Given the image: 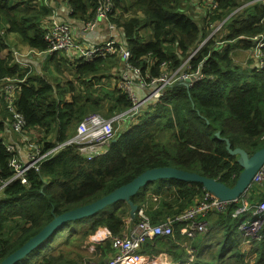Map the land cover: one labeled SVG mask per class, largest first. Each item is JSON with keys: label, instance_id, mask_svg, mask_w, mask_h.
<instances>
[{"label": "trees", "instance_id": "16d2710c", "mask_svg": "<svg viewBox=\"0 0 264 264\" xmlns=\"http://www.w3.org/2000/svg\"><path fill=\"white\" fill-rule=\"evenodd\" d=\"M101 1L62 0L71 10L68 19L81 24L93 18ZM111 1L109 21L122 30V44L129 51L127 63L142 77L146 73L158 77L164 62L174 71L195 52L187 71L197 69L202 78L189 87L176 82L166 88L159 102L127 115L126 129L115 132L101 155L87 160L75 146H64L38 172L27 174L28 186L6 185L0 195V262L55 217L97 201L148 169L176 168L232 187L241 168L224 141L249 156L264 146V68L252 69L233 61L236 49L246 51L254 45L250 38L264 35V0H218L217 8L197 17L188 9L182 11L184 0ZM116 11L118 18H112ZM123 14L131 16L123 18ZM52 15L53 9L42 0H0V185L11 177L8 162L17 156L15 149L7 151L8 142L3 139L4 123L10 117L1 93L6 78L23 80L15 109L25 119L26 132L38 133L36 140L44 150L71 138L86 115L97 113L111 119L132 106L116 82L103 81L111 76L121 78L115 62H122L120 56L83 62L54 52L44 57L42 74L13 61L9 36L30 50L45 52L43 27ZM219 23L224 28L221 39L216 41L212 35L201 44ZM220 41L225 46L217 44ZM6 50L7 55L1 57ZM112 67L116 75H110ZM52 70L58 74L72 70L74 81L62 84L51 75ZM203 194L199 184L163 179L139 189L130 201L157 224L179 214ZM244 196L252 206L250 212L232 216L238 202L222 213L209 214L207 232L186 240L187 248L178 244L183 238L176 224L172 237L144 241L141 253L155 258L165 255L168 264H264V211L252 213L264 202V184L250 186ZM129 219V225L135 224L136 213L131 219L128 204L117 201L79 220H87V226L73 221L58 227L15 264H81L82 247L89 244V237L98 229L110 237L121 236ZM254 219L261 221L256 237L239 231L241 224ZM63 231L66 235L58 241ZM245 244L249 250H244ZM99 253L102 258L113 253L109 238L95 245V254Z\"/></svg>", "mask_w": 264, "mask_h": 264}, {"label": "built area", "instance_id": "2783aa9c", "mask_svg": "<svg viewBox=\"0 0 264 264\" xmlns=\"http://www.w3.org/2000/svg\"><path fill=\"white\" fill-rule=\"evenodd\" d=\"M204 1L210 4V10L215 9L218 6V0ZM112 8L113 3L111 0L101 1L100 5L95 10L93 18L83 24V34L85 38H91L99 24L102 22L108 23L109 29H114V25L111 24L112 22H109V14L111 13ZM70 13L71 10L68 9V14ZM43 31V40L47 44V50L39 53L26 47L23 49L18 48L17 52H12L14 62L24 67L21 58L27 57L29 54L45 57L54 52L68 56L71 61L79 60L88 62L94 58H104L106 56H120L122 58L121 63L123 73L121 74V79L116 82V87L126 93L132 106L127 112L121 113L115 116V118H122L127 115L132 116L136 114L140 108L159 102L165 94L166 88L176 82L184 84L186 81H189L187 82V85L184 84L185 87H189L202 78V75H200L197 69L194 72L187 71L190 68L188 61L195 52L190 54L174 71H169V63L164 62L160 66L161 73L158 77H150L148 73L145 74V77H142L138 69L132 68L127 63L129 58L128 49L122 43L117 42L113 36H109V38L99 41L97 44L85 45L84 41L79 42L75 37L70 20L56 21L50 19L47 25L43 27ZM250 39L254 45L246 50L248 52L247 60L251 61L249 67L257 70L263 69L264 35H256ZM24 50L25 52H23ZM4 83L1 93L8 114L10 115L4 123L6 127L4 134L8 133V135H17L25 142V145L24 151L21 155L20 151L22 150L16 142L6 143L7 151L11 152L15 149L17 151V156H13L8 162V166L12 171L11 177L5 182H2L0 185V191L12 182L28 186L27 174L30 171L38 172L41 164L64 146H75L78 152L84 154L83 157L87 160H91L99 155L100 150L114 137L115 132L112 123L115 118L105 119L100 114L92 113L82 118L75 129V134L71 138L56 145L54 148L44 150L42 149V143H38L37 140L31 141L25 135L27 134L38 137V135L33 133L34 130L29 131V133L26 132L25 119L15 109L14 102L20 91L19 84L23 83V80L17 81L6 78ZM135 88L141 90V96L137 94ZM263 184L264 164L255 173L251 186H262ZM246 192L242 196H244ZM242 196H240V199L238 198L235 202H225L218 200L204 191V194L198 197L192 205L174 217L167 218L165 222L157 224H152L146 216L144 209L139 208L136 210L137 222L133 225H129L130 219L127 220L124 232L121 236L110 237V234L105 230L103 234L97 232L96 235L93 236L95 244L105 238H109L113 254L111 257H107L102 261L87 262L86 264H168L167 257L164 255H161L164 260H158L157 258L159 256L155 258L142 254L141 248L144 241L152 240L155 237H172L174 226L177 224L179 225V234L183 238L178 244L182 248H187L186 240L193 239L195 236L207 232L206 217L209 214L222 213L230 204L238 202L239 207L233 212L232 216L236 217L247 213L248 211L250 212L252 206L247 203L246 196ZM263 211L264 202H261L254 208L252 213L253 215H256ZM258 224L261 226V221L254 219L241 224L238 229L246 236L256 237L253 228Z\"/></svg>", "mask_w": 264, "mask_h": 264}, {"label": "water", "instance_id": "95a60500", "mask_svg": "<svg viewBox=\"0 0 264 264\" xmlns=\"http://www.w3.org/2000/svg\"><path fill=\"white\" fill-rule=\"evenodd\" d=\"M203 42L201 44H203ZM187 82L189 81H186L184 84L187 85ZM215 136L218 137L219 133H216ZM224 142L227 152L230 156L236 157V162L241 168V171L232 187H227L217 180L206 178L197 173L186 172L176 168L162 167L148 169L135 177L131 182L115 189L97 201L55 217L19 249L3 259L0 264H15L19 260L26 257L39 244L45 241V239L48 238L58 227L63 226L67 222L88 219L105 207L117 201L126 202L129 206V216L131 219L134 218L137 206L130 201V197L135 195L139 189L157 180L173 179L182 182L199 184L205 192L211 194L218 200L235 202L249 189L255 173L264 164V146L249 156L240 148L231 149L228 140H225Z\"/></svg>", "mask_w": 264, "mask_h": 264}, {"label": "rangeland", "instance_id": "374dc122", "mask_svg": "<svg viewBox=\"0 0 264 264\" xmlns=\"http://www.w3.org/2000/svg\"><path fill=\"white\" fill-rule=\"evenodd\" d=\"M184 6L182 8V11H187L186 9L190 10V13L194 16H200L202 13H204L206 10H210V4L206 3L204 0H184L183 2ZM115 16V17H114ZM112 18H118L119 16V11H116L115 12V15H114ZM131 14H123V18H128L130 17ZM211 33L208 35V37L206 39H204L203 43H205L207 41V39H209L212 35H214V39L216 41H219L221 39V36L223 35V32H224V28H223V23H219V24H215L211 27L210 29ZM18 41L17 38L14 36V35H10L9 36V43H11V41ZM217 44H219L220 46H225V43L224 42H217ZM8 52V50H6ZM236 55L234 56L233 58V61L236 63V64H244V65H247V66H250L251 64V61L247 60V51H244V50H240V49H236ZM15 52H17V49H15ZM62 54V53H60ZM13 55V53H12ZM64 55V54H62ZM5 56V51L2 52V55L1 57H4ZM22 60V58H21ZM25 67V66H24ZM42 67V66H41ZM27 68V67H26ZM31 71L36 73L33 69V67H31ZM109 71V69H107V72ZM110 75H116L115 74V68H113L110 72ZM37 74H42L41 72V69H40V72L37 73ZM51 75L54 76V77H57L59 78L60 80H62V84H65V82L71 80V81H74V77L72 76V70H70L69 72L68 71H62L61 74H58L57 72L55 71H51ZM121 78L119 77H116L114 80L112 79V76L111 78H109L108 80L107 79H104L103 81L106 83V82H118ZM100 93H103L102 91H100ZM99 93V94H100ZM102 116V115H101ZM115 118V117H114ZM127 117L126 116H123L122 118H115L113 120V129H114V132H119L120 130H123V129H126V127H124L127 122ZM124 127V128H123ZM35 135H38V133L36 131L33 132ZM31 141H35L36 138H39V137H36V136H33V135H27L25 134ZM8 136V133L5 134V136H3V139H5V137ZM11 138L20 146L21 150L24 151V145H25V142L20 138L18 137L17 135L15 134H11L10 135ZM104 147L100 150V154L101 155L102 153H104ZM80 155L84 156L83 153H80ZM97 155V156H99ZM1 191H0V195H1ZM108 211H110V209H108ZM82 222H85L83 223V226H87L88 224V221H79L77 222L76 224H80ZM71 226V224H70ZM80 225L76 226V230H80ZM259 227H260V224L256 225L254 228H253V232L256 233L258 230H259ZM99 230V229H98ZM97 230V231H98ZM100 233V232H99ZM66 235V232L63 231L62 234L59 235L58 237V241H61L64 239V236ZM96 235V232L95 234H93V236ZM92 236V237H93ZM58 242H55L54 244H57ZM244 250H249V247L247 244H245L243 246ZM46 253H47V250H46ZM81 255L83 256V262L82 263H87V262H93V261H98L97 259H93V257H91L90 253L87 251V245H84L82 247V253ZM162 254L158 255L159 257L157 258L158 260H161V258H163V256H161ZM161 256V257H160ZM165 256V255H164ZM249 259V258H248ZM81 263V264H82Z\"/></svg>", "mask_w": 264, "mask_h": 264}, {"label": "crops", "instance_id": "0c3cea01", "mask_svg": "<svg viewBox=\"0 0 264 264\" xmlns=\"http://www.w3.org/2000/svg\"><path fill=\"white\" fill-rule=\"evenodd\" d=\"M42 2H44L46 5L51 6V8L53 9V15L50 17V19H54L56 21H67L68 19V7L66 5H64V3L62 2V0H42ZM110 22V21H109ZM72 27H73V32L75 37L78 39L79 42H85V45H92V44H97L99 41H103L106 40L107 38H109V36H113L114 39L117 42L123 43V33L122 30L116 26L115 23H111L114 25V29H109L108 27V23H100L99 26L97 27L96 31L93 33V35L91 36V38H85L84 34H83V24L79 23V22H74L71 21ZM10 44V50L11 51H15V49L18 48H25V46L21 45L18 43V41L14 40L11 41ZM25 52V50L23 51ZM5 55H7V51H5ZM44 57L43 56H35L32 54H29L27 57L22 58V63L24 64V68L27 67L28 70L31 71V67H33L34 71L36 73L40 72L41 66H42V62H43ZM119 66L118 71L119 73H123V69L121 67V63L115 61ZM242 66H245L244 64H241ZM109 67V64L106 66ZM114 67L111 68V70ZM135 91L137 92L138 95H142V92L139 88H135ZM5 136V134L3 135ZM7 140V142H15L10 135H8L7 137H5V141ZM21 155L23 153V151H20ZM99 234H103L104 233V229H99L97 231ZM96 232V233H97ZM88 242L89 244L87 245V251L90 253L91 257H93V259H97L100 258V253L95 254V242L93 237H89L88 238ZM113 254V253H112ZM112 254H107L105 257H101L100 260H104L107 257H111ZM161 260H164L163 258H161Z\"/></svg>", "mask_w": 264, "mask_h": 264}, {"label": "bare ground", "instance_id": "6f19581e", "mask_svg": "<svg viewBox=\"0 0 264 264\" xmlns=\"http://www.w3.org/2000/svg\"><path fill=\"white\" fill-rule=\"evenodd\" d=\"M98 238H101V237H98Z\"/></svg>", "mask_w": 264, "mask_h": 264}]
</instances>
